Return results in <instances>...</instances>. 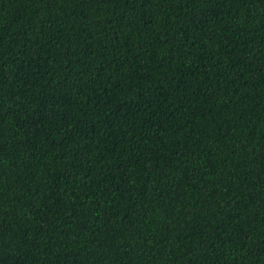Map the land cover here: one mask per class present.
Segmentation results:
<instances>
[{
  "label": "trees",
  "instance_id": "1",
  "mask_svg": "<svg viewBox=\"0 0 264 264\" xmlns=\"http://www.w3.org/2000/svg\"><path fill=\"white\" fill-rule=\"evenodd\" d=\"M0 264H264V0H0Z\"/></svg>",
  "mask_w": 264,
  "mask_h": 264
}]
</instances>
